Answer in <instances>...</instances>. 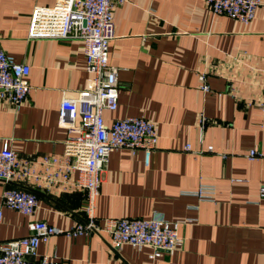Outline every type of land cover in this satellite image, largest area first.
Listing matches in <instances>:
<instances>
[{"label": "crops", "instance_id": "crops-1", "mask_svg": "<svg viewBox=\"0 0 264 264\" xmlns=\"http://www.w3.org/2000/svg\"><path fill=\"white\" fill-rule=\"evenodd\" d=\"M53 1L0 0V45L30 67L27 99L17 107L0 98V148L7 142L35 158L62 153L67 130L58 125L60 100L76 96L88 76L81 37H28L34 6ZM113 19L108 62L118 67V105L104 109V119H150L158 143L147 164L140 148L110 152L96 221H178L183 245L156 258L148 245L125 243L113 252L101 228L54 234L32 260L46 254L60 264H264V0L248 24L211 13L205 0H123ZM202 72L209 91L201 88ZM252 147L261 154L250 159ZM200 183L215 186L213 200L186 192ZM5 186L0 180V241L28 234L31 219L64 228L84 219L82 189L27 185L38 196L27 215L2 205Z\"/></svg>", "mask_w": 264, "mask_h": 264}, {"label": "built area", "instance_id": "built-area-1", "mask_svg": "<svg viewBox=\"0 0 264 264\" xmlns=\"http://www.w3.org/2000/svg\"><path fill=\"white\" fill-rule=\"evenodd\" d=\"M123 0H54L51 5H36L32 9L28 27L29 38L81 37L84 41L88 73L83 87L74 97L63 96L59 103L58 125L67 130L64 148L60 155L43 154L39 158L19 155L7 142L0 148V180L6 183L2 191V205L31 215L38 196L27 188L42 186L60 190L82 189L85 193L84 219L69 227L50 224L41 219L28 221V234L0 241V264H60L49 255L38 262L40 242H47L54 234L68 236L87 235L104 228L109 234L113 252L125 243L141 248L151 246L150 258L171 252L183 245L178 232V221L163 217L106 218L103 225L96 221L95 205L101 183V171L111 151L128 147L143 150L147 164L158 143L156 123L143 116H126L107 122L104 109L118 105V67L108 62L109 44L116 36L113 10ZM262 0H205L207 9L215 15H225L248 24L256 15ZM29 64L17 61L0 45V98L19 106L28 97ZM264 72V71H263ZM201 88L210 90L204 72L199 74ZM207 122L200 118V125ZM186 149L190 144L185 145ZM212 150V145L207 146ZM261 154L256 147L247 152L250 159ZM40 165L38 168L36 165ZM14 181L15 185L8 184ZM201 200H213L215 186L200 183L186 191ZM264 197V186L260 187ZM1 216V213H0Z\"/></svg>", "mask_w": 264, "mask_h": 264}]
</instances>
